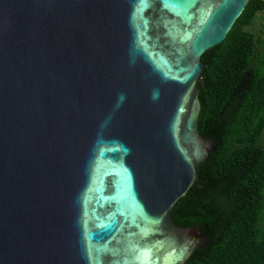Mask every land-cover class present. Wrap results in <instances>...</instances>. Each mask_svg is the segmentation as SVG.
<instances>
[{"label": "water", "instance_id": "95a60500", "mask_svg": "<svg viewBox=\"0 0 264 264\" xmlns=\"http://www.w3.org/2000/svg\"><path fill=\"white\" fill-rule=\"evenodd\" d=\"M248 0H0V264H186L171 218L217 142L201 56Z\"/></svg>", "mask_w": 264, "mask_h": 264}, {"label": "trees", "instance_id": "16d2710c", "mask_svg": "<svg viewBox=\"0 0 264 264\" xmlns=\"http://www.w3.org/2000/svg\"><path fill=\"white\" fill-rule=\"evenodd\" d=\"M264 0H248L224 40L201 56L199 133L217 147L171 211L210 242L186 264H264V29H247Z\"/></svg>", "mask_w": 264, "mask_h": 264}, {"label": "rangeland", "instance_id": "374dc122", "mask_svg": "<svg viewBox=\"0 0 264 264\" xmlns=\"http://www.w3.org/2000/svg\"><path fill=\"white\" fill-rule=\"evenodd\" d=\"M254 34H260L264 29V12H259L251 26L247 27Z\"/></svg>", "mask_w": 264, "mask_h": 264}]
</instances>
